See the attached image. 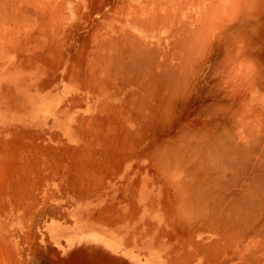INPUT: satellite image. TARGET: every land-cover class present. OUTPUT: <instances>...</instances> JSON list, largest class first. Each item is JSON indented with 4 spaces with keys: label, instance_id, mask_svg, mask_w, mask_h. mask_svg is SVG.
Returning a JSON list of instances; mask_svg holds the SVG:
<instances>
[{
    "label": "rangeland",
    "instance_id": "obj_1",
    "mask_svg": "<svg viewBox=\"0 0 264 264\" xmlns=\"http://www.w3.org/2000/svg\"><path fill=\"white\" fill-rule=\"evenodd\" d=\"M45 1V16L26 2L22 15L20 9L13 16L6 2L0 4V264H165L156 242L167 249L193 234L199 241L200 234L191 223L193 232L179 227L178 196L150 155L181 127L196 126L205 105L219 114L221 105L235 108L238 96L227 95L226 83L208 77L207 68L200 74L205 81L192 77L193 92L174 101L168 125L147 128L149 118L135 115L139 106L130 109L141 105L138 95H128L133 87L114 79L111 70L107 76L113 80L104 78L100 59L92 54L126 28L138 33L132 23L139 15L171 17L166 23L179 35L190 29L187 33L208 36L215 28L211 49L220 48L211 51L213 64L223 66L215 72L240 60L251 63L245 96L264 101V0H176L170 9L166 0ZM209 7L223 10L218 17ZM210 17L216 18L211 28ZM102 77L112 85H104ZM147 222L156 227L152 234L145 233Z\"/></svg>",
    "mask_w": 264,
    "mask_h": 264
},
{
    "label": "bare ground",
    "instance_id": "obj_2",
    "mask_svg": "<svg viewBox=\"0 0 264 264\" xmlns=\"http://www.w3.org/2000/svg\"><path fill=\"white\" fill-rule=\"evenodd\" d=\"M166 1L165 6H169V9L171 8V4L176 2V0ZM189 1H191L190 3H194L192 0ZM25 2L28 6L33 5L32 7L36 10V14L39 15H44L46 12L44 10L48 9V3H46L45 0H4V2L0 4L4 3L8 5L9 7L7 6L6 9L10 8V10L13 11H10L12 15L14 12L22 9L21 4H25ZM227 5L229 6V4ZM55 7H57V5ZM215 7L217 8L218 6ZM220 7L222 6H219L218 9H220ZM210 8L211 7L208 9L210 10ZM57 9L60 11V6H58L56 10ZM213 9L215 10V8H212V10ZM53 10H55V8ZM222 10L218 11L222 12ZM22 11L23 9L17 12V14L22 15L20 14ZM43 11L44 13H42ZM172 11L173 10H171V12ZM218 11L215 12L210 10V13L214 12L215 14H219ZM56 12L57 11H54L51 16L55 15ZM138 12L139 11H137V13ZM137 15L138 14L133 15L129 20L136 19L132 24L134 25V29L139 31L138 33L133 32V30L131 31L129 28V30H127V28L124 29L121 35L119 33V35L113 36L108 41L106 40L105 43L102 42L103 44L100 45L102 46V51L98 50L94 52L97 54L100 51V54L98 53L99 55L97 54L98 56H95L93 53L92 59H96L95 61L100 59V65L106 72L104 78H109L107 72L111 70L115 74L113 78L121 77L119 79L120 82L123 81V83H127V85L133 87H131L132 90H129V93H127L133 96V99H137L138 97V101H140L141 105H138L139 102L136 100L135 102H138L137 105H135L136 107H130V109L138 111L136 108L139 106V112L134 113L135 115L138 114V116L143 114L144 116H142L144 118H149L148 120L144 119L145 122L149 123H147V128H150L149 125L152 126V129L160 128L159 125L161 124L164 126L168 112L174 101L177 98L192 93L195 83L191 80L192 77L204 73L207 68L208 77L212 78L219 76L220 81L224 82L223 84L226 83L225 92L227 95L229 93L238 96L235 108H233L234 106L231 107L225 104L221 105L218 109L219 114L215 112V107L205 105L204 118H202L200 122L198 119L196 126L192 128L181 127L180 130L176 129L175 138L171 139L170 135V139H165L160 142L156 150L154 149V154L150 155L154 161L152 163H154L156 166L155 168L159 170L158 174H162L164 182L168 183L167 185H170L173 192L175 191L178 196L177 207L179 208L181 215L180 221L182 223L179 227L182 229L187 228L189 232L190 230L193 232L192 228L188 229L191 223L193 225L192 227L196 228L195 230L200 234L199 241L193 240L195 237L193 234V236H188V239L183 240V242L176 243L174 246L167 249L162 246V243H159L158 238L155 237V240L157 239L158 241L156 242L157 244H155L157 254L163 261L167 262L165 264H264V101L256 99L254 96L247 97V94L245 96L249 87L251 90V86L248 85L246 78L252 68V64L240 63L241 60L238 63L235 61V63H232L231 60L230 62L232 64H227L223 70L221 69L222 71L216 73L215 67L219 70L222 64L220 67L218 65L215 66V64H213L215 62H213L215 57L213 58L211 54V48L214 44V35L212 32H214L215 28L211 29L212 32L210 31L211 34L208 36L204 34L187 33L191 31L189 27V31L185 32L183 35H179L175 33V31H172L170 25L166 23L167 21L172 22L171 17L166 19L168 17L162 18L155 15L154 17L146 16L147 18L139 19L141 15ZM44 16L42 17L44 18ZM134 16H137L138 19ZM162 16L165 17L163 14ZM201 18L204 21V18ZM215 19L207 18L206 27L211 28L210 26L216 23ZM41 20L42 18L39 21ZM198 20L200 23L201 19L198 18ZM217 20L219 24L221 20L223 21V17L221 20ZM208 21L212 22V24ZM51 22L54 23L55 21H50V24ZM26 23L27 21L24 25ZM30 25L33 24L30 23ZM41 26L42 25H40L39 28L42 29L43 26ZM200 26L202 25L200 24ZM206 27L204 29H208ZM43 28L46 29V27ZM49 28H51V26ZM9 31L10 30L7 32L9 33ZM204 36L205 39L203 38ZM6 37L9 38L8 36ZM13 42L15 43L16 41L14 40ZM214 48L216 49V47ZM94 56L99 58H93ZM94 60L91 61L92 67L98 62L93 63ZM248 65L251 66L249 67L250 69ZM92 70L95 71L97 68ZM111 74L112 73H110V76ZM90 77H93V75ZM203 77L202 80L205 81ZM104 78L100 80H102V83L105 85L109 80ZM111 78L112 76L109 78L112 81L113 78ZM105 80H107L106 83H104ZM121 89L122 87L118 90L121 91ZM135 95L138 96L135 98ZM100 106L102 107V104H100L99 107ZM104 108L107 107L104 105ZM104 108L102 107V109ZM110 110L113 109L110 108ZM116 111L113 112L116 113ZM113 114H110L112 118L114 116ZM135 115H132L134 119ZM144 121L142 122L143 126L146 125ZM184 124L186 123L184 122ZM179 126L181 125L179 124ZM142 129H140V131ZM126 132L130 133L129 129H127ZM143 133L145 135L146 132L143 131ZM121 134L122 133H120V135ZM131 134H133L132 130L130 135ZM127 138L125 141H127ZM120 139L118 138L119 141ZM124 139H122L123 143L125 142ZM138 139L139 138H137V141ZM118 140H115V142ZM135 140H133V142H135L133 144L137 143L136 145L139 146L141 141L138 144ZM135 147L137 146H134V148ZM171 206L172 205H170V207ZM130 217H126V219H130ZM116 220L120 221L117 217ZM152 224L155 225L154 223ZM148 226L145 233L149 234L150 231L148 232V230H151L154 226L150 228V223ZM154 228L152 230H154ZM152 230L150 232L151 234ZM137 231L136 234H139L140 232ZM174 236L177 237L178 234Z\"/></svg>",
    "mask_w": 264,
    "mask_h": 264
}]
</instances>
